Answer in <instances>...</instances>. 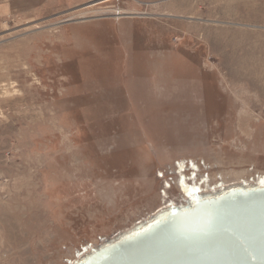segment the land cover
<instances>
[{
    "label": "rangeland",
    "instance_id": "374dc122",
    "mask_svg": "<svg viewBox=\"0 0 264 264\" xmlns=\"http://www.w3.org/2000/svg\"><path fill=\"white\" fill-rule=\"evenodd\" d=\"M241 179H264V0H0V264H70Z\"/></svg>",
    "mask_w": 264,
    "mask_h": 264
},
{
    "label": "water",
    "instance_id": "95a60500",
    "mask_svg": "<svg viewBox=\"0 0 264 264\" xmlns=\"http://www.w3.org/2000/svg\"><path fill=\"white\" fill-rule=\"evenodd\" d=\"M70 264H264V179L193 189Z\"/></svg>",
    "mask_w": 264,
    "mask_h": 264
}]
</instances>
